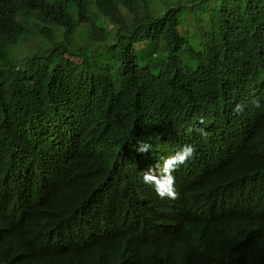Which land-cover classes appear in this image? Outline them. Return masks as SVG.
<instances>
[{
	"label": "trees",
	"instance_id": "trees-1",
	"mask_svg": "<svg viewBox=\"0 0 264 264\" xmlns=\"http://www.w3.org/2000/svg\"><path fill=\"white\" fill-rule=\"evenodd\" d=\"M93 1L96 11L89 14L88 0H0V178L27 181L32 198L22 220L0 235V264H103L112 232L108 225L129 202H134L130 232L175 226L174 233L164 232L159 241L170 249L183 248L187 263L242 258L245 264H264V248L248 253L238 247L240 235L264 229V0H190L184 22L178 17L185 7L179 1L155 15H140L132 0ZM119 4L134 14L133 19L126 25L113 23V34L104 31L108 20H121ZM22 11H36L43 20L61 27L64 38L88 23L87 41L72 48L60 40L14 64L10 47L28 34L18 20ZM194 11L200 39L191 43L182 24L192 25ZM39 34L51 38L49 28H40ZM137 44H152L162 56L154 61L153 51L143 63ZM181 88L180 94L176 92ZM198 92H206L216 104L213 116L203 118L220 120L234 140L242 121L255 120L262 126L256 130L262 132L260 143L251 151L260 154L250 159L258 161L254 169L234 145L230 149L221 145L216 132L215 145H205L204 140L198 151L194 167L208 163L209 149L223 158L212 162L208 172L220 179L226 198L214 184L195 190V197L187 190L177 205L189 180L175 188L172 206L145 199V190L117 185L111 169L104 166L105 159L101 165L84 151L117 147L120 141L97 142L115 140L121 133L128 137L130 150L121 154L128 158V176L132 175L129 160L139 153L132 148L138 141L153 144L151 125L160 114L176 130L199 126L193 114ZM178 102L182 104L177 106ZM237 103L246 105L242 113L233 112ZM162 109L166 115L159 113ZM173 143L172 135L171 147ZM36 166L43 170L27 171ZM252 174L257 188L251 186ZM75 186H83L84 193ZM229 199L234 201L228 208L240 201L243 213L240 234L230 232L231 240L224 244L221 231L229 225ZM200 206H207L209 212L195 219ZM85 208L91 218L76 228L79 221L71 220V215L78 210L82 217ZM178 209L191 215L188 221H181ZM258 240L264 245V232ZM129 243L128 260L136 257L133 264H137L148 258L145 264H155L152 245L142 251L139 243Z\"/></svg>",
	"mask_w": 264,
	"mask_h": 264
},
{
	"label": "clouds",
	"instance_id": "clouds-1",
	"mask_svg": "<svg viewBox=\"0 0 264 264\" xmlns=\"http://www.w3.org/2000/svg\"><path fill=\"white\" fill-rule=\"evenodd\" d=\"M152 65L153 62L151 68L155 69ZM181 90L182 88L176 92L180 94ZM195 101L196 110L193 114L198 120L199 126L186 125L176 130L171 125L166 124L167 118H163L162 114L155 121L152 118L151 128L154 135V142L151 145L147 141H138L136 146L132 148L139 153L136 154L135 158H130L129 160L133 164V174L130 176H128V158L124 159L121 154L122 152H128L130 150L128 149L127 136L118 133V138L115 140L108 138L97 142L105 144L120 141V145L117 147L101 146V149H90L86 147L84 151L88 155L95 157L96 162L101 165L103 158L105 159L104 166L111 169V177L114 178V182L117 185L130 186V188L140 187L141 190H145V199H155L158 202L160 201L172 206V199H175L177 196L175 188L184 182L187 183L189 180L191 181L181 191V198L177 205L188 195L186 194L187 190H191L195 197V190L199 188L207 189L214 184L218 189L217 193L226 198L227 195L219 185L220 179L213 178L208 172V167L212 165V162L224 161L223 158L218 152L209 149L206 158V162L208 163L194 167L195 160L200 155L198 151H202L204 140L205 145H215L214 133L216 132V137L221 145L226 146L227 149H230L234 145L239 154L248 156V162L252 164V168L254 169L258 161L250 159L259 158L260 154H252L251 151L254 146L260 143L262 132H257L256 130L262 128V126L255 120L242 121L240 132L234 140L230 129L222 124L220 120L214 117L203 118V116H213V109H216V104L213 99L206 92H198ZM253 103L258 106V101H253ZM181 104L182 102H178L177 106ZM245 107V104L237 103L233 108V112L236 114L242 113ZM170 108H174V106L172 105ZM159 113L166 115L164 109ZM192 123H194V120L189 124ZM172 135L174 137V143L171 147ZM33 170L39 172L43 169L39 166L27 168L28 172H32ZM250 176L251 182H253L251 186L257 188L258 185L255 181L254 174ZM181 177L184 180H181ZM27 187V181L9 177L0 178V235L4 230L9 229L12 223L22 220L32 200L27 192ZM74 188L76 191H82L84 193L83 186H75ZM232 201L234 200H228L226 203L227 208ZM128 204L112 218L108 225L107 230L112 232L109 234L110 242L104 249L102 257L103 264H133L136 257H131L128 260V252L132 249V245L129 243L131 240L139 243L140 247L142 246L139 249L142 251H144V246L148 244L152 245L156 251L155 264H194L187 263L186 259L183 258L181 254L184 251L183 248L170 249L165 247L164 243H160L159 240L163 233L153 237V232L156 230L150 231L147 229L144 233L141 231L130 232L133 222L131 215L134 202H129ZM228 210L230 211L228 215L229 225L225 226L226 231H221V240L224 244L231 240L230 232H234L235 230L240 234V218L243 213L241 211L240 201H237L236 206L228 208ZM82 212V217H79L77 214L78 210L74 211L71 215V220L79 221L76 228L82 222L91 218V212L88 208H85ZM208 212L209 208L207 206H200L198 212L193 217L198 219L200 217L199 214H207ZM176 214L182 219L181 221H188L187 218L191 216L187 212H180L179 209ZM136 227L139 229L140 225ZM174 232L175 230L173 229L171 234ZM263 232L264 229L247 234L246 236L240 235V240L238 241L239 249L245 247L244 251L248 253L260 252L264 248V245L258 239ZM177 251L180 252L178 253ZM200 260L202 258H199ZM238 260H241L242 264L246 263L242 258H235L225 263L217 261L216 264H237L236 262ZM147 261L148 258L144 260L141 258L137 264H145Z\"/></svg>",
	"mask_w": 264,
	"mask_h": 264
},
{
	"label": "rangeland",
	"instance_id": "rangeland-1",
	"mask_svg": "<svg viewBox=\"0 0 264 264\" xmlns=\"http://www.w3.org/2000/svg\"><path fill=\"white\" fill-rule=\"evenodd\" d=\"M177 1H179L180 4L185 6L178 14L180 21L184 22V17L186 16L187 11H189L188 7L190 6V2H189L190 0H146V1L132 0V3L140 15L146 12H150L151 15H155L154 13L157 11L160 10L162 11L165 8L176 5ZM88 2H89V6H88L89 14L95 12L96 7L94 5V1L88 0ZM118 8L122 15L121 20L119 22L118 21L111 22L108 20V18H106L108 21L104 31L110 29L111 33L113 34L116 32L113 23L117 25H119L120 23H122V25H126L130 23V21L133 19L134 14L130 12L126 7L119 4ZM22 12L23 13L20 12V14L18 15V20L27 27L28 34L20 38L16 43H14L10 47L9 58L11 62L14 64L17 65L21 64V59L25 55L46 50L60 40H63L72 48H77L78 46L84 44L87 41V33L85 31H87V29L89 28L88 23L83 24L82 26L79 25L76 28V31H74L72 35H69L67 38H64V36H62L61 27H58L52 22L43 20L36 11H29V12L22 11ZM195 13L196 12L194 11L190 16L193 22L192 25L188 23L182 24V32L184 35H187L190 38L191 43H196L200 39V32L196 27V18L194 17ZM97 17H101V16L98 15ZM42 27L50 29L51 31L50 39H46L44 36L39 34V29ZM136 47L142 48L141 51L138 52V56H144V58L142 59L143 63L147 62L148 56L152 55L151 52L153 51L156 52L153 53L156 55L154 61L158 60L162 56V54L158 52V50L152 44H147L146 46L137 44ZM66 56L71 58L73 61H78L77 60L78 58L75 56H69V55ZM153 72H155V70H153Z\"/></svg>",
	"mask_w": 264,
	"mask_h": 264
},
{
	"label": "bare ground",
	"instance_id": "bare-ground-1",
	"mask_svg": "<svg viewBox=\"0 0 264 264\" xmlns=\"http://www.w3.org/2000/svg\"><path fill=\"white\" fill-rule=\"evenodd\" d=\"M172 221H173V222H177V221H178V218H176V219H172ZM173 229H175V226H166V227H164V228H162V229H160V230H156V231H154V232H153V237L158 236V235H160V234H162V233H164V232L171 231V230H173Z\"/></svg>",
	"mask_w": 264,
	"mask_h": 264
}]
</instances>
